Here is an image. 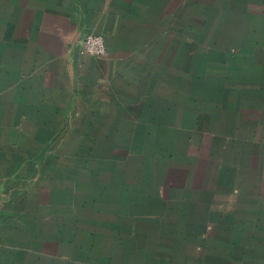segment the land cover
Instances as JSON below:
<instances>
[{
    "label": "crops",
    "instance_id": "0c3cea01",
    "mask_svg": "<svg viewBox=\"0 0 264 264\" xmlns=\"http://www.w3.org/2000/svg\"><path fill=\"white\" fill-rule=\"evenodd\" d=\"M90 34L105 38L106 55L81 51V39ZM190 69L194 71L187 73ZM169 79L180 87L177 96L165 101L184 102L190 96L202 103L194 114L182 113L184 126L193 125L184 114L195 115L204 127L211 119L212 141L234 140L248 148L252 137L263 149L264 0H0V127L10 132L25 133L31 127L37 129L33 133L48 135L78 122L90 124L81 119L101 117L112 118L101 123L103 132H118L125 119H136L138 132L149 138L156 132L154 93ZM123 85L134 88L123 92ZM167 123H162L166 135L171 134ZM145 148L155 150V136ZM218 154L222 158L221 150ZM221 162L213 154L199 161L201 169L213 174ZM0 164L5 192L13 167L31 165L10 156L0 157ZM241 164L257 170L250 161ZM151 177L162 183L157 194H162L163 205L141 203L147 206L143 216L128 232L117 234L137 254L131 251L116 263H111L112 254L91 255L93 264H264V239L257 250L253 226L230 220L231 211L225 220H209L208 207L216 214L215 207L191 201L189 194L199 189H173L178 175L168 172L157 179L117 172L107 181L117 183L115 192L123 181L136 183L125 185L128 192ZM203 180V174L195 179L197 185ZM254 181L263 187L260 176ZM154 192L147 196L154 198ZM115 204L116 197L111 207ZM192 211L199 216L190 218ZM258 219L255 226L264 229ZM234 226L247 228L246 238L234 237Z\"/></svg>",
    "mask_w": 264,
    "mask_h": 264
},
{
    "label": "rangeland",
    "instance_id": "374dc122",
    "mask_svg": "<svg viewBox=\"0 0 264 264\" xmlns=\"http://www.w3.org/2000/svg\"><path fill=\"white\" fill-rule=\"evenodd\" d=\"M179 87L170 79L157 87L154 93L156 132L149 138L146 133L138 132L136 119H125L121 130L110 133L103 132L106 128H102L101 123L112 118L101 117L81 119L90 124L85 126L78 122L75 128L48 135L33 133L37 129L31 127L25 133H13L1 125L0 157L26 160L31 165L13 167L16 170L6 184V192L5 183L0 181V264H93L89 260L91 255L108 254L113 255L111 263L123 262L134 246L128 239H119L117 234L122 230L128 232L137 222L136 218L143 216L140 213L147 206L141 203L150 200L156 201V207L163 205L162 194H157L163 186L151 177V182H138L137 188L128 192L125 185L136 183L123 181L121 191L115 192L113 188L117 183L107 180L117 172L150 174L157 179L168 172L178 175L180 180L174 181L173 189L182 193L199 189L189 196L192 202L215 207L216 214L208 207L209 220H225L231 211L230 220H243L248 227L253 226L252 243L257 250L261 249L258 243L264 239V229L255 226V222L259 221V216L264 227V134L263 149L259 148L260 144H254L252 137L248 148L234 140L228 142H232V147L226 141L225 144L221 140L212 141L211 119L204 127L195 115L184 114L187 120H193L192 126H184L182 113L194 114L193 109L202 103L191 101L190 96L184 102L164 100L177 96L175 90ZM120 88L126 92L134 87L123 85ZM165 120L168 121L166 130L171 132L168 135L162 125ZM154 136L155 150H148L145 147ZM166 136L171 137V142ZM220 150L223 163L216 168L218 172L213 174L209 169H201L199 161L205 155L211 159L213 154L214 159L221 161ZM247 161L256 164V172L242 166L241 162ZM2 168L0 164V174ZM26 169H31L28 176H24ZM202 174L204 180L197 185L199 181L195 179ZM259 176L263 187L254 181ZM153 191L157 196H147ZM115 197L116 204L111 207ZM237 209L246 211L234 214ZM261 211L263 213L257 215ZM193 213L188 216H199ZM239 227L245 228L244 224ZM230 230L234 237L247 236V228L245 231L234 226ZM133 253L137 254L136 247Z\"/></svg>",
    "mask_w": 264,
    "mask_h": 264
},
{
    "label": "built area",
    "instance_id": "2783aa9c",
    "mask_svg": "<svg viewBox=\"0 0 264 264\" xmlns=\"http://www.w3.org/2000/svg\"><path fill=\"white\" fill-rule=\"evenodd\" d=\"M80 48L83 53L102 56L106 54V41L100 34H90L81 39Z\"/></svg>",
    "mask_w": 264,
    "mask_h": 264
}]
</instances>
